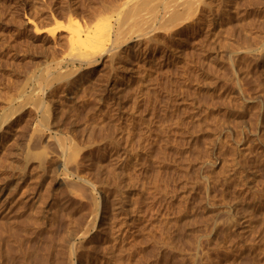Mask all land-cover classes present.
Listing matches in <instances>:
<instances>
[{
	"label": "rangeland",
	"instance_id": "rangeland-1",
	"mask_svg": "<svg viewBox=\"0 0 264 264\" xmlns=\"http://www.w3.org/2000/svg\"><path fill=\"white\" fill-rule=\"evenodd\" d=\"M46 1L0 0V264L25 239L50 245L65 215L62 233L96 250L89 264L108 247L122 264H264V0H202L186 25L161 6L152 33L129 28L120 38L131 40L115 42L116 56L110 41L92 68L74 60L67 33L49 43L27 18L52 30L75 8L71 29L92 41L104 24L117 30L110 7L124 0ZM61 143L77 148V166H65ZM25 152H45L43 168ZM71 167L99 198L86 235L89 210L67 202V185L83 184Z\"/></svg>",
	"mask_w": 264,
	"mask_h": 264
},
{
	"label": "bare ground",
	"instance_id": "bare-ground-1",
	"mask_svg": "<svg viewBox=\"0 0 264 264\" xmlns=\"http://www.w3.org/2000/svg\"><path fill=\"white\" fill-rule=\"evenodd\" d=\"M48 1V3H49V0H47ZM46 1V2H47ZM60 1V0H59ZM77 1V0H76ZM79 1V0H78ZM112 1H114V0H112ZM112 1H110L111 3H112ZM118 0H115V3L117 2ZM120 1V0H119ZM118 1V2H119ZM201 1L202 0H150V1H147L146 2V0L144 1V0H124V2H123V0L121 1V2H123L121 5H115V3H114V5H115V7H113V5L111 6L110 4V8H111V10H113L112 12H111V10L109 9V11L113 14V12L114 13H116L115 14V21H116V28H117V30L115 31H110V30H112V28L109 26L108 27V24L106 25V24H104V29L105 28H111L110 30L109 29H102L99 33H98V35L95 37V38H92V36H91V38L93 39H91V38H89V39H91L92 41H89V40H85L84 39V37L83 38H81V36H80V34H81V32L82 31H80V33H77L78 31L77 30H74V29H71V26H72V21H73V19H76V15H78V14H76V13H74L73 12V9H75V8H73L72 9V11H70L69 13H67L66 12V18L65 17H62V18H65V19H62L61 17H60V20L61 21H65L64 22V24H63V22H62V24L63 25H58V24H56V25H58V27H56V28H54V29H52V30H50V29H48L47 31L46 30H44V29H42V27L41 28H39L38 27V22L35 20V18L34 19H32V18H27V21H28V23L27 24H30L33 28V33L35 34V36H41L42 34L44 35V34H46V38L47 39H49L48 41H49V43L50 42H54V41H56V39H57V37H60V36H62L61 34H60V36H58L59 34V32H65V33H67V37H66V41H67V45H68V47H71L72 49L74 48L75 49V51L77 52L76 54L78 55V57L76 58V59H74V60H77V62L81 65V66H86L87 68H92L93 66H95V64L97 63V58H96V56L98 55V53L100 54L101 52H103V49L102 48H104V47H106V45L110 42L111 44H112V47H110L111 48V50H110V48H109V50L110 51H113V52H110V53H114V50H117V49H119L123 44H121V45H115L116 43H117V40H121L122 38H124V34L125 33H127L126 31L129 29V28H131V30L129 31L128 30V32L130 33V35H131V33L133 32V30L132 29H134V34H137L138 32L139 33H141V34H139V35H137V37L138 38H140L141 36H143V35H146V34H148V33H152L153 31H150L149 29H151V23L154 21L155 22V20H157L156 18H157V14H158V12L157 11H159V10H157L158 8H161V6H165V7H169L170 8V11L169 12H167L166 13V15H168V19L166 18V20H168L169 22H170V20H171V23L173 24V21H174V24L175 23H177V20L179 21V19H180V16H182V18L180 19V21L179 22H182L183 23V25H186V24H189V22L191 21V19H194L193 17L195 16V14H196V12H197V10H198V7H199V4L201 3ZM51 2V1H50ZM54 2V1H53ZM102 2H104V1H102ZM107 2H108V0H107ZM117 2V3H118ZM204 2V1H203ZM223 2H225V0L223 1ZM47 3V4H48ZM70 3V2H69ZM236 3V2H235ZM43 4H46V3H44L43 2ZM63 4V3H62ZM73 4V3H72ZM104 4H106V3H104ZM104 4L101 6L102 8L101 9H107V11H108V7H103L104 6ZM201 4H203V3H201ZM205 4H207V3H205ZM213 4V3H212ZM221 4H222V2H221ZM232 4H234V3H232ZM53 5V4H52ZM54 5H56V4H54ZM59 5H61V4H59ZM69 5V4H68ZM79 5V4H78ZM80 5H82V4H80ZM101 5V4H100ZM107 5V4H106ZM216 5V4H215ZM214 5V6H215ZM219 5V4H218ZM226 5V4H225ZM45 7H46V5H44ZM49 6H51V4L49 5ZM77 6V5H76ZM108 6V5H107ZM203 6V5H202ZM211 6V5H210ZM223 6V5H222ZM237 6V5H236ZM54 7V6H53ZM66 7V6H65ZM100 7V6H99ZM113 7V8H112ZM201 7V6H200ZM218 7V6H217ZM226 7V6H225ZM235 7V6H234ZM233 7V8H234ZM57 8H59V7H57ZM83 8V7H82ZM85 8V7H84ZM168 8V9H169ZM61 9V8H60ZM64 9V8H63ZM69 9V8H68ZM85 9H88L87 7L85 8ZM90 9V8H89ZM221 9V8H220ZM70 10H71V8H70ZM93 10V9H92ZM96 11H97V9H95ZM95 10H93V12L95 11ZM100 9H98V11H99ZM200 10H201V8H200ZM199 10V11H200ZM211 10V9H210ZM226 10V9H225ZM230 10V9H229ZM34 11H37V10H34ZM60 11V10H59ZM62 11H64V10H62ZM66 11V10H65ZM64 11V12H65ZM75 11V10H74ZM84 11V10H83ZM87 11V10H86ZM91 11V10H90ZM96 11L94 12V14H96V16L98 15H101L102 13H99L98 11V13H96ZM31 12V11H30ZM61 12V11H60ZM78 12V11H77ZM88 12V11H87ZM101 12H105V10L104 11H101ZM202 12H204V11H202ZM207 12V11H206ZM210 12V11H209ZM25 13V12H24ZM34 13V12H33ZM37 13V12H36ZM90 13H92V12H90ZM109 13V12H108ZM63 14H65V13H63ZM68 14V15H67ZM106 14H107V12H106ZM213 14V13H212ZM87 16H88V14H86ZM105 15V14H104ZM34 16V15H33ZM57 16V15H56ZM60 16H62L61 14H60ZM64 16V15H63ZM91 16V15H90ZM95 16V17H96ZM93 18H95L94 16H92ZM92 17H90L91 19H93ZM109 17V16H108ZM112 17V16H111ZM58 18V17H57ZM164 18V17H163ZM199 18V17H198ZM78 19V18H77ZM76 19V20H77ZM165 19V18H164ZM170 19V20H169ZM56 20V19H55ZM78 20H80V19H78ZM100 20V19H99ZM113 20V21H114ZM59 21V20H58ZM114 21V22H115ZM167 22V21H166ZM168 22V23H169ZM178 22V25L180 24V25H182L181 23H179ZM61 23V22H60ZM82 23V22H81ZM170 23V24H171ZM73 24H74V21H73ZM79 24V22H77V24H76V21H75V25H78ZM83 24V23H82ZM86 24V23H85ZM197 24V23H196ZM199 24V23H198ZM167 25H169V24H167ZM177 25V26H178ZM79 27H80V25H78ZM78 26H76V27H78ZM98 26V25H97ZM152 26H153V24H152ZM155 26V25H154ZM171 26V25H170ZM176 26V25H175ZM156 27H158V26H156ZM174 27V26H173ZM73 28V27H72ZM81 28V27H80ZM170 28V27H169ZM184 28V27H183ZM187 28V27H186ZM88 29H90V27H88ZM153 30V29H152ZM132 31V32H131ZM150 31V32H149ZM95 32V31H94ZM121 32V33H120ZM136 32V33H135ZM110 33H112L111 34V37H113L114 39H110ZM122 33H123V35H122ZM132 33V34H133ZM83 34V33H82ZM88 34V33H87ZM65 35V34H64ZM84 35H85V33H84ZM123 36L122 38H120L121 36ZM126 35H128V34H126ZM150 35V34H149ZM88 36V35H87ZM90 36V35H89ZM65 37V36H64ZM85 38L87 39V37H86V35H85ZM131 38V37H130ZM147 38H148V36H146V40H147ZM129 39V38H128ZM128 39H125V41L126 40H128ZM143 39H144V36H143ZM151 40H152V38H150ZM149 38H148V40H150ZM58 40V39H57ZM119 40V41H120ZM131 39H129L128 41H130ZM147 40V41H148ZM59 41V40H58ZM66 41H64V42H66ZM121 41H124L123 39L121 40ZM124 41V42H125ZM89 42H92V44H93V48L90 50H88V48L89 47H91L90 46V43ZM116 42V43H115ZM127 42V41H126ZM125 42V43H126ZM48 43V44H49ZM85 43H87V45H88V47L87 46H85ZM94 43H95V45H94ZM52 45V44H51ZM55 45V44H54ZM70 45V46H69ZM110 45V44H109ZM84 46V47H83ZM108 46V45H107ZM49 47V46H48ZM48 47H47V49H48ZM55 47V46H54ZM67 47V46H66ZM76 47H77V49L79 50V54H78V50L76 49ZM87 47V48H86ZM70 48V49H71ZM86 48V49H85ZM71 49V50H72ZM73 49V50H74ZM121 49V48H120ZM107 50V49H106ZM118 51V50H117ZM48 52H49V49H48ZM51 52V51H50ZM108 52V51H107ZM109 53V52H108ZM116 53V52H115ZM53 54V53H52ZM97 54V55H96ZM76 55V56H77ZM105 55V54H104ZM113 55H115V54H113ZM113 55H111L110 54V57H112ZM99 56V55H98ZM97 56V57H98ZM116 56V55H115ZM53 58V57H52ZM73 58H75V57H73ZM73 58H71V59H73ZM53 59H55V58H53ZM57 59V58H56ZM71 59H69V60H71ZM111 60L113 59V57L112 58H110ZM115 59H117V58H115ZM50 60H51V58H50ZM57 62V61H56ZM73 62H75V61H73ZM72 62V64H74ZM70 69V68H69ZM72 70H73V68H71ZM68 73V72H67ZM66 73V74H67ZM63 74V73H62ZM69 75V74H68ZM66 76V75H65ZM60 77V76H59ZM64 77V76H63ZM61 78V77H60ZM67 78V77H66ZM59 80V79H58ZM38 90V89H37ZM35 91H33L32 92V94L34 93ZM36 94V93H35ZM36 96H37V94H36ZM83 96H85L84 94H83ZM29 100H30V98L31 97H27ZM35 98H37V97H35ZM82 98V97H81ZM27 99V102L29 101ZM32 99H34L33 97H32ZM32 99L30 100V101H32ZM42 100H43V98H41ZM41 99H39V100H41ZM35 100V99H34ZM34 100H33V102H34ZM38 100V101H39ZM22 102V101H21ZM26 102V101H25ZM31 103V102H30ZM37 102L35 101V104H36ZM33 104V103H32ZM31 104V105H32ZM21 105H23V104H21ZM38 105H40L41 106V103H39V104H37V106ZM46 105V104H45ZM43 106H44V104H43ZM47 106V105H46ZM32 107H34V105H32ZM35 107H36V105H35ZM34 107V108H35ZM42 107V106H41ZM40 107V108H41ZM39 109V108H38ZM41 109H43V108H41ZM41 109H40V111H41ZM47 110H49V108H46ZM15 110L16 109H14V112H15ZM46 110V113L48 114V111ZM36 111H37V108H36ZM42 111H44V110H42ZM41 111V112H42ZM12 112H13V110H12ZM42 114H43V112H42ZM41 114V115H42ZM47 114H45L44 113V115H43V120H45L47 123H48V121H47V119L48 118H46V117H48V116H46L45 117V115H47ZM10 116V115H9ZM41 120H42V118H41ZM5 121H7V119L5 118V119H1L0 120V129H1V127H2V125H3V123L5 122ZM39 121H40V118H39ZM45 121H42V122H45ZM42 122H40V125H41V127L43 126L42 125ZM47 123H44V125L46 124L47 125ZM36 126V125H35ZM38 126H39V124H38ZM49 126V125H48ZM37 128H39L38 130H40V126L39 127H37ZM37 128H35V129H37ZM44 128V127H43ZM45 128H47V127H45ZM38 130H36V132L38 131ZM39 132V131H38ZM41 132H42V130H41ZM44 132V131H43ZM31 135V134H30ZM29 136V135H28ZM32 136V135H31ZM33 137H34V135H33ZM32 139V138H31ZM33 139H35V138H33ZM27 140V139H26ZM39 140V139H38ZM33 141V140H32ZM35 141V140H34ZM36 142H37V140H36ZM13 143V142H12ZM38 143V142H37ZM60 143V142H59ZM33 144V143H32ZM11 145H13V144H11ZM36 145V144H35ZM35 145H33V147L35 146ZM64 147V144H59V146L60 147H62V146ZM37 146V145H36ZM38 146H40V145H38ZM38 146H37V148H38ZM57 146H58V144H57ZM58 146V147H59ZM68 146V145H67ZM71 146V145H70ZM69 146V147H70ZM75 146V145H74ZM62 147V148H63ZM73 147V146H72ZM76 147H78V146H76ZM43 148V147H42ZM62 148H59V150H62L61 152L62 153H60L59 152V150H58V152L60 153V154H62V157H63V155L65 156V164H67V165H65L66 167L68 166V164L69 163H73V164H76L74 161H76V160H74L75 159V154L78 152L77 151V148L74 150V151H72V150H70L69 148H67L66 147V145H65V147L62 149ZM74 148V147H73ZM72 148V149H73ZM43 149H45V148H43ZM46 150H47V148H46ZM45 150V151H46ZM6 151V150H5ZM28 151V150H27ZM30 151V150H29ZM40 151H42V150H40ZM76 151V152H75ZM39 152V151H38ZM47 152V151H46ZM5 153H7V151L5 152ZM27 152H25V154H26ZM30 153V152H29ZM36 154L35 155H32V159H33V156H36V157H34V160L35 159H39L38 160V162L40 163L39 165L41 166V164H43L41 167L43 168V166H44V163H41L42 162V160L44 161L45 159H46V155H45V157H42V156H44V154H45V152H41V153H38L37 154V152H35ZM41 155V157L40 156H38V155ZM47 154V153H46ZM31 155V154H30ZM26 157H29V154L27 153V155H26ZM30 157H29V159H30ZM61 157V156H60ZM76 157H77V155H76ZM40 158H42V159H40ZM26 159V158H25ZM28 159H26V161H27ZM64 163V162H63ZM72 163H71V165H72ZM64 166V168H66ZM75 166H77V164L75 165ZM68 167H70V166H68ZM67 167V168H68ZM72 168V167H71ZM76 168H78V167H74V170L75 171H73V168L71 169V172L75 175L76 174V178L80 181L79 183H83V184H78V182L76 183V184H74V183H70L71 185H67V187H68V189H67V191H68V193H69V198L67 199V202L68 201H71L72 199H74L75 200V204L77 205V208L78 209H81V210H89V214H90V216H91V218H90V221L88 222V224H87V226H86V228H85V233H83V235H86V234H88L92 229H94V226H95V222H96V220H97V218H98V216H99V210H100V203H99V198L97 197L98 195H96L95 193H93L94 191H93V189H94V186L89 182V181H85L80 175H79V173H80V171H79V173L77 172V170H76ZM69 170H70V168H69ZM66 171V172H65ZM64 171V175H65V177L67 176L66 174H67V170H65ZM77 172V173H76ZM70 173V172H69ZM72 174V175H73ZM69 175V174H68ZM71 175V174H70ZM23 180H24V177L22 178V175L20 176V177H18V183L16 184V186L15 187H13V189H20L21 187H20V182H22L23 183ZM22 187H23V185H22ZM30 187V186H29ZM29 187H27V186H25V188H29ZM23 189V188H22ZM3 191V188L2 187H0V193ZM96 191V190H95ZM27 192H29L28 190H26V189H23V192H21V195H24V194H27ZM96 196H95V195ZM98 194V193H97ZM72 195V196H71ZM74 196V197H73ZM76 198H79L78 200H77V203H76ZM113 201V200H112ZM20 202V201H19ZM72 202V201H71ZM67 204V203H66ZM65 204V205H66ZM69 204V203H68ZM71 204V203H70ZM21 205V204H20ZM64 205V204H63ZM67 206V205H66ZM62 207V206H61ZM65 207V206H64ZM70 207V206H69ZM112 207H114V204H112ZM22 208H24V207H22ZM36 209H37V207H36ZM68 209V208H67ZM35 210V209H34ZM39 210V209H38ZM107 206H106V204H102V206H101V211L102 212H104L103 214H106L107 213ZM4 211H6V210H4ZM8 211V210H7ZM6 211V212H7ZM9 212V211H8ZM35 213H36V211H34ZM41 211H37V214L38 213H40ZM34 213V214H35ZM5 214V213H4ZM3 214V215H4ZM34 214H33V217H36V215L34 216ZM5 215H7V214H5ZM38 215H40V214H38ZM65 215V213L63 214V216ZM62 216V217H63ZM7 217V216H6ZM39 217V216H38ZM58 218H60V216L58 217ZM64 218V219H63ZM63 218H60V222H56V226H55V229H52L53 231H52V233H53V235H51V236H54V238L52 239V240H49V241H51V244L49 245L46 241H48L47 239L45 240V242L44 243H36V242H34L35 243V245H30L29 244V247L27 246L28 244V242L31 240L30 238L29 239H25L26 241H28L27 243H26V241L24 240V244L26 243V246L27 247H25V249L23 248L24 247V244H20L19 246H20V248L19 247H17V242H18V240H17V242L15 241L16 239H14L13 238V242H16V245L14 246V243L12 242V244H13V246H12V248L14 247H17V249H19L12 257L13 258H10V260L7 258V260H5V263L4 264H33V262L35 261V264H89V263H94V261H96V257H94L95 255H96V250L95 249H93V248H88L85 252H83V251H81L80 249L82 248V246L81 245H76L73 241H71V239H70V237H68V236H66L65 234H63L62 232H63V228H64V226H65V224H66V215L63 217ZM104 218V217H103ZM61 219H63V222H62V220ZM3 221H5V220H3ZM2 222V221H1ZM3 223V222H2ZM9 224L8 225H10L11 223L10 222H8ZM4 224H6L5 222H4ZM3 224V225H4ZM2 225V226H3ZM8 225H5V227L6 226H8ZM103 225V224H102ZM104 226V225H103ZM8 227H10V228H12V226H8ZM18 227H20V226H18ZM16 229V228H15ZM46 229V228H45ZM21 230H22V228H21ZM42 230H44L43 228H42ZM15 231V230H14ZM14 231H13V233H14ZM51 231V230H50ZM16 232H17V230H16ZM15 232V235L19 232H17L16 233ZM39 232V229L37 230V233ZM41 232H43V231H41ZM104 232H105V228H104ZM22 233H23V231H22ZM28 233V232H27ZM35 233V232H34ZM36 233V237H42L43 238V236L40 234V233H38L37 234ZM44 233L45 232H43V235H44ZM51 233V234H52ZM21 234V233H20ZM24 234V233H23ZM22 234V235H23ZM29 234V233H28ZM46 234V233H45ZM25 235V234H24ZM31 235V234H30ZM19 236L20 235H18V237L17 236H15V237H17V238H19ZM45 236V235H44ZM21 237V236H20ZM24 237V236H23ZM27 237V236H26ZM33 237L34 236H32L31 238L33 239ZM22 238V237H21ZM25 238V237H24ZM45 238H47V237H45ZM41 239V238H40ZM20 240V239H19ZM35 240L37 241V238H35ZM41 240H43V239H41ZM23 240H21V242H22ZM33 241V240H32ZM43 242V241H42ZM31 244L33 243V242H30ZM54 243H55V245H54ZM11 244V245H12ZM19 244V243H18ZM45 244V245H44ZM11 245H10V249H11ZM32 246H33V248H34V250L33 249H31L32 248ZM31 247V248H30ZM33 250V251H30V250ZM8 250H9V247H8ZM8 250H7V252H8ZM15 250H13V252L12 253H14L15 252ZM37 251V252H36ZM41 251H42V253H41ZM17 253H19L20 254V256L17 254ZM8 253H6L5 255H7ZM10 254V253H9ZM43 254V255H42ZM4 255V256H5ZM104 255H105V257H104V261L103 262H101L100 264H122V261H121V256H120V254L118 253V252H115V251H110V249H109V247L108 248H105L104 249ZM8 256V255H7ZM10 256V255H9ZM17 256H19V257H17ZM5 258V257H4ZM4 258L2 259L3 261H4ZM3 261H2V264H3ZM54 261V263H52ZM1 262V261H0Z\"/></svg>",
	"mask_w": 264,
	"mask_h": 264
}]
</instances>
